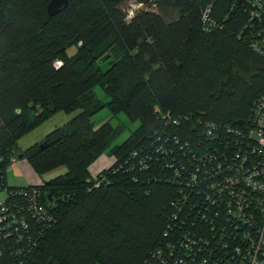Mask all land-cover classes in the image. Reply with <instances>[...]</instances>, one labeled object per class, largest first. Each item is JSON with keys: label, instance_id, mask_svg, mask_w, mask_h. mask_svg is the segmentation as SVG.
<instances>
[{"label": "trees", "instance_id": "obj_1", "mask_svg": "<svg viewBox=\"0 0 264 264\" xmlns=\"http://www.w3.org/2000/svg\"><path fill=\"white\" fill-rule=\"evenodd\" d=\"M135 1L179 17L142 10L128 19L124 0H69L51 17V0H0V185L4 210L23 225L22 241L3 244L0 264H221L213 256L224 249L231 260L219 233L230 220L226 202L202 169L220 164L231 173L240 161L238 137L264 96V19L251 20L256 0ZM108 107L139 123L119 146L109 145L110 122L92 123ZM57 113L72 119L19 149ZM105 152L114 164L93 178L89 169ZM18 157L40 176L60 173L40 193L7 187ZM204 209L221 217L207 219ZM187 237L195 262L182 247Z\"/></svg>", "mask_w": 264, "mask_h": 264}, {"label": "built area", "instance_id": "obj_2", "mask_svg": "<svg viewBox=\"0 0 264 264\" xmlns=\"http://www.w3.org/2000/svg\"><path fill=\"white\" fill-rule=\"evenodd\" d=\"M253 6L254 8L252 7L253 9L250 12L252 16L251 20L264 19V4L256 0ZM262 35V42H264V33L260 32L259 38L262 37ZM258 47L259 46L256 45L255 49H258ZM167 119L170 120V117H167ZM173 123L176 125L177 120H174ZM171 124L169 122V125ZM168 132H163V136L167 135L169 139L177 141V138L173 137L175 135ZM238 139H240V144L242 146L239 153L242 155L238 156L240 157L239 163L237 165H232L234 169L232 175V172H227L225 169L227 166L223 167L220 166V164L218 169H210L208 164L203 166L202 169L206 179L208 177L209 182H212L210 179L215 180L212 189L219 191V194L224 198L227 215L230 218L228 223L222 221L219 233L222 237V241L227 238L231 242V249L233 250L232 258L231 260L224 258L225 249L220 251L217 255L214 253L215 256L213 257L216 258L215 261L218 260L217 262H221V264H264V96L261 97L255 105L249 133L239 136ZM209 156L212 157V155L209 154L207 158H209ZM191 161V164L197 163L195 154H193ZM179 166L174 168L175 173L179 176L186 175L188 177L189 172H186L185 169L182 174L181 170H179ZM208 169L213 170L216 178L208 172ZM195 178H199V176H191L189 180L194 181ZM222 178H226L224 185L219 183ZM189 180L187 182H189ZM177 181L181 183L180 186L182 184H187L186 180L182 182V179H177ZM33 192L40 193L39 190L34 188ZM207 199L210 204H215V198L211 195L207 196ZM5 203V200L0 202V255L3 254V244L9 246L13 238L22 241L19 236V227H23V225L18 220L15 226V214H9L8 211L4 210ZM33 210L36 209L33 207L32 211ZM204 211L206 213L204 217L207 219L211 217L218 219L221 217L219 216L220 211H213L212 209H204ZM253 211L256 215L252 214ZM190 241L191 239L187 237L182 247L185 254L192 259V262H195L196 258H193L195 254L193 252H196V250L189 244ZM228 242L227 246L229 247ZM224 248H226V243ZM168 251L172 257L175 256L177 245L170 246ZM159 255L161 257L160 259H163L162 252ZM162 261L165 262V260Z\"/></svg>", "mask_w": 264, "mask_h": 264}, {"label": "rangeland", "instance_id": "obj_3", "mask_svg": "<svg viewBox=\"0 0 264 264\" xmlns=\"http://www.w3.org/2000/svg\"><path fill=\"white\" fill-rule=\"evenodd\" d=\"M156 1V0H153ZM135 0H124L122 4V8L126 12L128 19H131L133 16H135L136 13L142 11V10H153L161 14L165 19L169 22H172L176 20L179 17V11L171 8H159V7H146V6H139ZM129 21V20H128ZM113 41L111 40L109 43L102 46V48L99 50L101 51L102 55L110 51V46ZM69 56L74 55L76 52V49L74 47H71L69 50ZM104 67V63L101 64ZM96 95L103 101L107 102L109 98L107 97L105 91L102 89L101 86H97L95 88ZM65 118V119H64ZM71 115L61 113L59 116H56L54 119L49 121L46 125H44L42 128L39 129V133H44V136L46 137L47 132L51 131V129H54L55 125H63L66 120H71ZM110 122V124L114 128V132L109 137V145L114 144V146H119L122 144L125 140H127L131 133L134 132L138 126L139 123L132 121L124 114H112L111 110H109V107L102 110L100 113L94 116L93 122L94 125L99 128L102 124ZM67 123V122H66ZM50 129V130H49ZM105 158L98 161V164L96 165L98 170L94 168V178H97L100 176V174L113 166L114 159L112 155L107 156L106 152L103 154ZM103 156V157H104ZM108 157V158H107ZM65 171V170H64ZM101 171V172H100ZM60 173V172H59ZM100 173V174H99ZM7 183H20V178H15L11 173L7 174ZM20 185H18L19 187ZM40 186V185H39ZM39 186H31L34 189H38ZM8 197V191L6 190V187H2L0 185V202L5 200Z\"/></svg>", "mask_w": 264, "mask_h": 264}, {"label": "crops", "instance_id": "obj_4", "mask_svg": "<svg viewBox=\"0 0 264 264\" xmlns=\"http://www.w3.org/2000/svg\"><path fill=\"white\" fill-rule=\"evenodd\" d=\"M60 114L61 113H57L49 121L54 119L56 116H59ZM49 121H47L41 127L35 129L31 133H29L27 136L22 138L19 141V149L20 150H26L35 144L42 143L45 139V136H44V133L42 134V133H39L38 131L40 128H42L44 125H46ZM66 121H65V123H66ZM58 126H61V125H55L53 127H58ZM103 156L104 155H102L99 159H97V161L89 169V173L93 178L95 176L94 175V168L98 170L96 165L98 164L99 160H102L103 158H105V156L104 157ZM59 172H60V170L54 171L53 173H50L47 175L40 176L39 174L36 173V171L31 166V164L29 163L28 160H26L22 157H20V158L18 157V160H16V161L12 160V164L10 165L7 174L11 173L13 176H15V178H20V180H22V181H20V183H12L11 182L9 184L6 181L7 180V177H6V180H5L6 186L11 187V188H15V187L18 188V185H20L19 187L43 185L45 183L44 181L53 179L55 176H57L59 174Z\"/></svg>", "mask_w": 264, "mask_h": 264}, {"label": "water", "instance_id": "obj_5", "mask_svg": "<svg viewBox=\"0 0 264 264\" xmlns=\"http://www.w3.org/2000/svg\"><path fill=\"white\" fill-rule=\"evenodd\" d=\"M69 0H51L48 5V13L51 17L58 15L63 6H67Z\"/></svg>", "mask_w": 264, "mask_h": 264}]
</instances>
